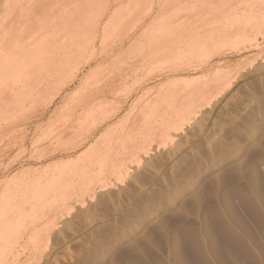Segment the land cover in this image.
<instances>
[{"label":"rangeland","instance_id":"374dc122","mask_svg":"<svg viewBox=\"0 0 264 264\" xmlns=\"http://www.w3.org/2000/svg\"><path fill=\"white\" fill-rule=\"evenodd\" d=\"M160 1L173 4L168 13L176 8L175 14L180 13L181 16L195 12L194 18L203 20L205 16V26L209 29L212 25L209 27L208 24L220 22L223 17V21L227 17L234 24L243 23V9H257V14L258 10L264 9L261 8L264 7V0H221L229 3H223L226 8L221 1L215 0L220 3L216 9L218 12L212 9L214 0H199V4L198 0H156L157 3ZM211 1L214 3L210 8ZM129 3H132L131 0H120L113 4V8H126ZM190 3H196L195 7ZM256 5L261 9L255 8ZM219 8L222 10L219 11ZM260 25L256 27L257 33L254 30L256 35L251 33L254 36L224 39L217 48L211 49V55L206 58V54L203 57L201 53H196L192 56L196 58H190L183 65L185 68L170 57L164 59L165 63L161 58L154 62L151 58L153 53L149 54L148 62H136L133 50H128V47L141 29L123 47L111 53L121 39L117 33L107 40V48H104L107 56L112 57H109V63L103 65L106 68L99 67L98 63L85 67L74 82L70 81L71 75L64 77V74L59 81L64 84H57L64 88L57 87L60 91L53 100V93L49 91L40 100L38 108L28 112L19 121L20 124L15 122L9 128L0 126V199L18 192L20 187L24 191H19V194L22 193L20 201L25 204V213L13 226L6 245L7 255H1L0 263L264 264V19ZM254 37L259 42L253 41ZM256 44L259 46L256 47ZM123 52L127 54L121 58ZM120 59L127 61V64L123 61L126 65L121 64L124 67L118 65ZM157 61L159 65L154 64ZM131 62L138 66L135 72L139 69L141 72H133L127 79H120L119 76L127 72V68L134 66ZM186 66L190 68L186 69ZM106 70L115 74H108ZM93 71L95 74H92ZM140 76H143L142 79ZM199 76H209V81L205 78H199L201 83L196 81ZM136 78H139L138 81ZM94 79L95 84L114 86L115 94L107 103H112L108 104L111 108L117 104L123 106L122 113L120 111L103 125L100 119H87L79 128L75 119L80 121L77 117L80 111L63 125L61 119L67 115L64 114L67 100L85 83L90 82L91 85ZM209 85L218 89L214 93H205ZM192 88L197 93L204 90L212 103L194 101V96L199 98L204 93L191 96ZM116 89L125 94L120 92L116 95ZM172 91L175 93H170ZM149 99L161 109L157 107L153 116L149 114L152 120L146 117L135 128L132 126L134 129L130 128L129 133L131 125L123 127L120 120L135 101L145 105L150 102ZM214 104L218 105L213 111ZM119 106L113 107V110ZM173 106L177 109L176 115L172 113ZM68 128L69 132H65ZM91 132L94 133L90 135ZM175 132H179L178 136L172 140L171 134ZM69 134H72L71 137H68ZM58 135L63 136L60 137L62 143ZM146 146H150L148 149L154 153H150L147 160L139 159L138 155L141 156ZM113 152L122 157L123 162L126 160L125 165L128 163L136 168L126 175L122 169L115 168L123 162L106 167L91 163V158L99 162L96 156L103 158L102 153L115 157ZM117 160L120 162V159ZM22 184H27V189Z\"/></svg>","mask_w":264,"mask_h":264},{"label":"bare ground","instance_id":"6f19581e","mask_svg":"<svg viewBox=\"0 0 264 264\" xmlns=\"http://www.w3.org/2000/svg\"><path fill=\"white\" fill-rule=\"evenodd\" d=\"M119 1L120 0H114V1L113 0H0V126L1 127L2 126H8V128H9V126L11 127V125H13L15 122L17 124H20L19 121L21 119H23L24 117H26L28 112H30L32 110H36V107L38 108L37 105L39 104L40 100L45 96V94L49 93V91H50V93H53L52 94L53 97L51 98V100H53L54 97L59 94L60 90L57 87H61V86H59L57 84L60 83L59 81H61V78L63 79L62 76H64V74H65L64 77H66V74L71 75L70 76L71 80L70 79L69 80L74 82L76 79H78L79 74L81 73V71L85 67L89 68L92 64L94 65L95 63H98L99 67H102V68L105 67L106 68V66L103 67V65L104 64L106 65L105 62L109 61L110 56L109 57L107 56L104 48H107L106 47L107 46V40L113 38L114 35L117 33L119 34V36H121V39L119 40V44H117V46L114 49H113L114 46L111 47L113 49V50L110 49V50H112L111 53H114V51L118 50L119 47L120 48H121V46L123 47L124 46L123 44L134 33L136 34V31L141 29L140 30L141 33L137 37H135L136 35L134 34L135 36H133V37H135V39H134V41L132 40L133 42L128 47V50H131V51L133 50L132 51L133 57H134L133 59H135L136 62H139V63L143 62L144 63L145 60L148 62V60H147L148 56H150L153 53L152 54L153 57L151 56V58H153L154 62L156 59L159 60L160 58L163 59V62H164L165 58L170 57L171 59H174L173 62L177 61L178 65L180 64L183 66L184 64L186 65V63L188 61H190V58H193V59H194V57L196 58V56L192 57L196 53H201L203 55V57L205 56L204 54H206L205 58L207 57V55H211V53H212L211 49L217 48V45H220L224 39H227L229 37H241V36L243 37L245 35L251 36L252 35L251 33L255 32L254 31L255 29H256V33H257L256 27L259 26L262 19H264V14H263L264 9H261L264 7L260 8V6L258 7L256 5L255 8L261 9V10H258V14L255 12L257 9L255 11H254V8L253 9L248 8V10L250 9L249 11L243 9V11H242V13L244 15L243 16L244 17L243 23L238 22L239 24H237L235 22L236 24H234V22L233 23L230 22L229 18L227 20L226 16L229 15V13H227V15L223 14L227 20L226 24H225L226 20L223 21V18H224L223 17L222 20H220V22L215 21L214 23L211 22V24H208L209 27L212 25V27L209 29L208 26H205L206 25V20H204L206 18L205 16L203 17L201 15V17H203V20H200L199 17L194 18V15L196 14V12L194 14L188 13L186 15L181 16L180 13H179V15L175 14V13H177L174 11V10H176V8H175V9H173V12L168 13V11L171 9V5H173L172 3H168V2H164V1H160L157 3L156 0H131L132 3H129L128 6L125 5L126 8L125 7L121 8V6L118 7L119 9L113 8V4H117ZM218 1L220 2L221 0H218ZM191 2H193V1H191ZM199 2L200 1L198 0L197 4H199ZM219 2H217L218 3V5H217V3L215 1V3H216L215 7H214L215 3L212 2L209 5L210 8H211L212 4L214 3L212 9L215 10L216 12H218L216 9H218V7H219V4H220ZM227 2H229V1H227ZM223 3L224 2H222V4ZM190 4L194 5L196 3H190ZM224 4H226V3H224ZM224 4H223V6H224ZM228 4H226V5H228ZM201 6L203 7V5H201ZM242 6H244V5H242ZM194 7H195V5H194ZM224 7L226 8V6H224ZM196 8H194V9H196ZM220 8H219V11H221L223 9V7H222V9H220ZM182 9H184V8H182ZM212 9H209V10L212 11ZM180 11H178V12H180ZM191 11L193 12V10H191ZM215 11L213 13H215ZM205 12H206V10H205ZM209 15H210V13H209ZM209 15L207 14L206 16H209ZM231 16H229V17L232 18ZM148 19H151V20L148 22ZM259 31H260V29H259ZM256 33H254V34L256 35ZM254 34L252 36H254ZM261 34H263V33H261ZM263 36H262V38H263ZM257 38H258V36H257ZM252 40L255 41L256 43L258 41V39L256 40V38H255V40L252 38ZM263 40H264V38H263ZM258 46H259V44H256V47H258ZM131 51H126V52L130 53ZM126 52L125 53L123 52V54H120L121 58H123L122 56L127 54ZM202 55H201V58H202ZM210 57H208V58H210ZM110 58H112V57H110ZM128 58L130 59V56ZM128 58H126V59H128ZM115 60H116V58L114 59V61ZM120 61H121V63L117 61L119 63L118 65L125 64L127 62V61L125 62L123 60L125 62L124 63L121 59H120ZM167 61H168V59H167ZM205 61H207V60H205ZM159 62H162V60H160ZM150 63H152V62H150ZM115 64H116V62H115ZM154 64L155 65L158 64V61H157V63H154ZM161 64H163V63H161ZM116 65H113V66H116ZM152 65H153V63H152ZM152 65H150V67ZM175 65H174V67L177 66V65L176 66ZM187 65H189V64H187ZM121 66H120V68L124 67V65L122 67ZM189 66H186V69L190 68ZM110 67H112V66H110ZM136 67H138V66L134 65V66L129 67V68L126 67L127 69L125 71H127V72H125V73L123 72L122 74H121V72H119L121 74L119 76V78L122 80L127 79L131 73L135 72ZM144 67H145V65H144ZM144 67L142 66L143 69H148V68H144ZM262 67L264 68V66H262ZM102 68H100V70ZM116 68H117V70H120V69H118L119 67H116ZM109 69L110 68H108V70ZM152 69H153V67H152ZM155 69H157V68H155ZM191 69H192V66H191ZM194 69H195V67H194ZM100 70H98V71H100ZM102 70H104V69H102ZM108 70H106V71H108ZM112 70H113V68H112ZM139 70H137V71H139ZM122 71H124V70H122ZM137 71L135 72L136 74L141 72V71H139V72H137ZM165 71H167V69ZM194 71H196V70H194ZM216 71L218 72V69ZM94 72L95 71H93L92 74H95ZM109 72L111 73L112 71L111 70L108 71V74H109ZM148 73H150V72H148ZM148 73H146V74L149 75ZM102 74L100 76H102ZM108 74H107V76H108ZM114 74H112V75H114ZM216 74H214V75H216ZM150 75H151V73H150ZM97 77H99V76H97ZM97 77H96V79H97ZM135 77H136V75H135ZM142 77L140 79H142ZM147 77H149V76H147ZM153 77H155V76H153ZM202 77L206 79L205 81H207V80L209 81V78L207 79V77H209V76H207V77L202 76ZM199 78L201 80H203V78H201L199 76L198 79L196 78V81L198 80V82H200ZM228 78L229 77H227L226 79H228ZM100 79H98V82ZM103 79H106V78H103ZM138 79L136 78L137 81H138ZM144 79H145V77H144ZM94 81H95V79L91 81L92 82L91 85H90V82H87L84 85L81 82L83 87L81 89L79 88L80 91L77 92L73 97L69 96L71 98L69 100H67L68 101L67 109H66V112H64V114L67 113V115H63V114H62L63 116L61 115L62 118L64 116H66V118L64 117L65 120H64V118L61 119V123H63V125H65V123L67 124L69 122V120L71 118H73L74 116H76V113L80 112V111H82V112H80L81 114H77L78 115L77 117L78 118L80 117L79 118L80 121H78L77 118L76 119L74 118L79 123V124L77 123L79 125L78 126L79 128L83 127V124H85L84 121L87 122L91 118H92V120L95 119L96 121H98V119H100L101 120L100 124L102 123V125H103L104 123L108 122L111 118L118 115V113L122 110L123 106H121V105L119 106V104H117L119 107H117L116 109L113 110V107L115 108L117 106L114 104L115 99L113 100V104L115 106H113L112 108L110 107V105L112 103L111 104H110V102L107 103L108 99L113 97L115 94L114 86H112V85L111 86L108 85L109 87L106 85L102 86L100 83V85L102 86V87H100L99 83L95 84ZM101 81H102V79H101ZM193 82H195V81H193ZM193 82H192V84H193ZM224 82H225V80H224ZM108 83L110 84V81ZM134 83H136V82H134ZM212 83H214V82H212ZM220 83H221V81H220ZM61 84H62V82L60 83V85ZM137 84H136V86L138 87ZM140 84H141V82H140ZM67 85H69V84H67ZM80 85L81 84H79V86ZM197 85H198V83H197ZM213 85H215V84H213ZM125 86H127V85L125 84L124 87ZM194 86H195V84H194ZM205 86H207V85H205ZM216 86H217V83H216ZM62 87H61V89H62ZM116 87H117V85H116ZM133 87H135V86H133ZM199 87L201 88V86H199ZM130 88L131 87H129V91H132V90H130ZM194 88H192V90ZM169 89L171 90L170 87H169ZM203 89H204V87H203ZM205 89H206V91H204ZM205 89L203 90L205 93H212V92L214 93V90H217L218 88L217 89H216V87L212 88V85H211V87L209 85V88H205ZM118 90L116 91L117 92L116 95H119L120 92L122 93V91L119 92ZM121 90H123V89H121ZM125 90H127V89H125ZM192 90L188 91L189 94ZM224 90H227V89L224 87ZM194 91H195V89L193 90V92H191V96L196 95L197 91L196 92H194ZM203 91L201 90L197 94H201L200 92L204 93ZM225 92L228 93V91H225ZM170 93L173 94L175 92L172 91ZM205 93H204V96L202 95L199 98H197L198 96H196V97L194 96L195 99L194 98H192V99L194 101H200V100H202V102L208 101L209 99ZM122 94L124 95L125 93H122ZM126 94H128V93L126 92ZM222 94H223V92H222ZM222 96H224V95H222ZM116 97L120 98L118 96H115V98ZM124 97H128V95L124 96ZM190 99H191V97H190ZM51 100H50V102H51ZM140 101L142 102V100H140ZM149 101L150 102L147 101V103H145V105L139 104L138 103L139 101H135L136 103L132 105V107L130 108L128 113L127 114L125 113V116L122 118L123 121H122V119L120 120V123L124 124L123 127H125V125L126 126L131 125V127H129V128L127 127L130 130L129 133H131V129L133 130L135 128L134 126L136 124H139L140 122L142 123V120H144L146 117H148L147 119H149L150 115L153 116V112L155 110L157 112V107H158L157 103L153 102L154 100L149 99ZM111 102H112V100H111ZM108 104H110V105H108ZM47 105H49V104H47ZM170 105H173V104H170ZM217 105L213 106V111H214V109L217 108ZM168 107H170V106H168ZM204 107H205V105H204ZM206 107H209V106L206 105ZM210 107H211V105H210ZM159 109H161V107ZM106 110L109 111L110 113H107ZM173 110H174V112H172V113L174 115L178 114L177 109H175L174 106L172 107V111ZM175 110H176V112H175ZM199 111H198V113H199ZM156 112H154V113H156ZM166 112L167 111H165V113ZM209 112L211 113V111H209ZM121 113H122V111H121ZM210 113H207V114L210 115ZM158 114H160V113L158 112ZM158 114H157V116H158ZM98 116H99V118H96ZM152 116H151V118H153ZM83 117H85L86 120ZM155 117H156V115H155ZM147 119H146V121H147ZM62 120H64L65 122H62ZM149 120H152V119H149ZM1 122H4V123H1ZM74 122L72 124H74ZM57 123H60V121ZM63 125H61V127H64ZM99 126H101V125H99ZM132 126L134 128H132ZM77 129L78 128H76V130ZM68 130H69V128L66 129L65 132H67ZM71 130H74V129L72 128ZM76 130H75V132L77 133ZM78 130H80V129H78ZM80 131H78V133ZM13 132L15 133L16 131H13ZM19 132L21 133V130ZM76 133H74V134H76ZM93 133L94 132H91L90 135H92ZM178 133L179 132L172 133L171 139L173 140V137H177ZM52 134H50L49 136H51ZM63 134L65 135L67 133H63ZM124 134L125 133L123 132V135ZM70 135H72V134H69L68 137ZM102 135H104V134H102ZM131 135H130V137H131ZM134 135H133V137H134ZM44 137L45 136H43L42 138H44ZM60 137L58 135L59 139H60ZM101 137H103V136H101ZM135 137H137V136H135ZM87 138H89V137H87ZM55 139H56V137H55ZM65 139H64V142L66 141ZM75 139H76V137H75ZM99 139H96V141ZM22 140H24V139H22ZM19 141L21 142V140H19ZM41 141H43V139ZM38 142H40V141H38ZM61 143H62V140H61ZM57 145H60V144H57ZM94 145L96 146L95 143H94ZM160 146H159V148H160ZM145 148L147 150L148 148H151V147L149 146L147 148V146H146V147H144V149ZM156 148H157V146H156ZM146 150L143 153H141V156H139L140 154L138 155V157H140L139 159L142 158V160L143 159L147 160V158H149V155L152 152L150 149H148V151H146ZM153 150H155V152H156V149H153ZM93 152L95 153L97 151H93ZM104 152H109V151H104ZM115 152H113V154H112V155H116L115 157L111 156L110 154L108 155L107 153H105L107 155H105L103 153L101 155V157L104 156L105 158L104 157L100 158V156L98 158V155H97L96 157H97V159H99L98 160L99 162H97V160L95 158H91V163L94 165H96L95 163H98L99 166L102 165V166L106 167L105 165H109V164L114 165V164H119V163L123 162L124 159L121 160L122 157L120 158L119 155H118V157H119L118 158L117 154H114ZM94 153H91V154H94ZM153 153H154V151H153ZM88 154H90V153H88ZM94 156H95V154H94ZM94 156H91V157H94ZM88 157H90V156H88ZM116 157H117V159H120V162L116 159ZM92 159H95V160L92 161ZM139 159L137 158V161H139ZM142 160H140V161H142ZM124 162L126 163V160ZM124 162L121 163V166L125 165ZM130 162H132V160ZM130 162H129V164H130ZM147 162H149V161H147ZM127 164L124 167L123 166L119 167V165H117L118 167L117 166L116 167L114 166V167L118 168V169H122L124 171V173L127 175L129 170H131L132 168H136V167H132L131 164L130 165H127ZM136 166H137V164H136ZM102 169L103 168L101 167V170ZM118 169H116V170H118ZM122 170H119V171L123 172ZM22 186H23V184H22ZM103 186H106V185H103ZM23 187H26L24 189H27L28 186H27V184H25V186H23ZM103 188H105V187H103ZM21 190H22V188L19 187L18 192L14 191V193L11 194L10 196L3 197L0 199V262L2 260L1 255L2 256L7 255L8 249H7L6 245L9 243V240H10L11 235L13 233V226L16 224L17 221L20 220V217L25 213V211H24L25 207L23 208V205H25V204H23V202L21 203V201H20L21 198L19 197L20 194L24 193V191L22 192ZM19 191H21L22 193L19 194ZM19 203H21V204H19ZM0 264H2V263H0Z\"/></svg>","mask_w":264,"mask_h":264}]
</instances>
